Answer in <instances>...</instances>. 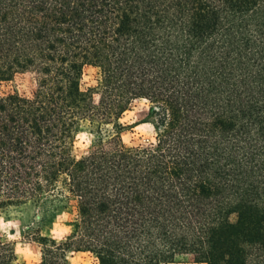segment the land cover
Returning <instances> with one entry per match:
<instances>
[{
  "label": "trees",
  "instance_id": "obj_1",
  "mask_svg": "<svg viewBox=\"0 0 264 264\" xmlns=\"http://www.w3.org/2000/svg\"><path fill=\"white\" fill-rule=\"evenodd\" d=\"M137 99L148 144L123 140ZM70 206L40 264H264V0H0V218ZM0 264H25L1 233Z\"/></svg>",
  "mask_w": 264,
  "mask_h": 264
},
{
  "label": "rangeland",
  "instance_id": "obj_2",
  "mask_svg": "<svg viewBox=\"0 0 264 264\" xmlns=\"http://www.w3.org/2000/svg\"><path fill=\"white\" fill-rule=\"evenodd\" d=\"M97 69L88 66L84 73V85L94 86L97 83ZM36 87V78L31 73L19 74L11 82L3 85V91L17 89L21 94H31ZM150 103L146 99H137L130 110L126 111L123 118L127 116L130 127L123 132V140L128 144H148L155 139V129L149 121ZM140 125V131L134 134V129ZM93 135L87 131L81 132L76 140L75 153L77 156L87 153L92 144ZM76 216L73 206L58 208L50 222L41 227L42 222L33 220V211L30 208L11 209L0 218V233L8 241H11L21 262L25 264H40L42 258V245L38 241L39 233L42 236L50 235L61 240L70 232L69 222ZM231 220L236 221L237 215L232 214ZM9 225L5 229L4 225ZM43 225V224H42ZM41 227V228H40ZM69 264H99L97 257L91 252L68 253ZM163 264H202L194 260L193 255L179 256L174 262Z\"/></svg>",
  "mask_w": 264,
  "mask_h": 264
},
{
  "label": "clouds",
  "instance_id": "obj_3",
  "mask_svg": "<svg viewBox=\"0 0 264 264\" xmlns=\"http://www.w3.org/2000/svg\"><path fill=\"white\" fill-rule=\"evenodd\" d=\"M126 120H127L128 123H133L132 120H128V119H127V116H126L124 119L120 120V123L123 124V123H125ZM107 126H108L109 128L112 127L111 124H108ZM140 128H141V126H140V125H137L136 128L134 129V134H135L136 132H139V131H140ZM8 226H9V225L5 224V225H4L5 229H7Z\"/></svg>",
  "mask_w": 264,
  "mask_h": 264
}]
</instances>
